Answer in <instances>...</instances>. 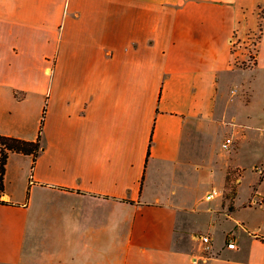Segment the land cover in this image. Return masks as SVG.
Segmentation results:
<instances>
[{"label": "crops", "instance_id": "0c3cea01", "mask_svg": "<svg viewBox=\"0 0 264 264\" xmlns=\"http://www.w3.org/2000/svg\"><path fill=\"white\" fill-rule=\"evenodd\" d=\"M43 119L37 159L8 158L0 264H264V165L242 199L238 157L264 123V0H0V135Z\"/></svg>", "mask_w": 264, "mask_h": 264}, {"label": "rangeland", "instance_id": "374dc122", "mask_svg": "<svg viewBox=\"0 0 264 264\" xmlns=\"http://www.w3.org/2000/svg\"><path fill=\"white\" fill-rule=\"evenodd\" d=\"M260 32H256L255 34L251 35V43L247 45L248 47L243 49L242 51L245 52L248 56V61H242L241 55L239 53L236 54L235 60L236 64L240 67H248L253 65L254 57L256 53V43L259 39ZM234 51H239L238 42L237 40L234 42ZM231 81L236 84L243 85L244 87L251 86V89H254L253 92V102H260L263 97V89L260 87L259 83L255 84V80L253 77L252 71L249 70H236L232 77ZM249 88V87H248ZM238 108H242L245 110L246 103H244L243 99L237 103ZM234 103H220V109H227V111L233 110ZM245 136L241 139V146L238 152V157L241 165L245 167L247 170L245 171L244 178L241 180L239 185L240 195L239 197L242 199L250 198L251 195L256 194L254 187L252 186V182L256 178L257 171L253 169V165H257L258 167H262L264 165V123L259 124L258 129L253 128L252 126L246 125L244 128ZM228 135L235 136L230 130H227ZM225 131H220V139L225 135ZM227 135V134H226ZM225 139V137H224ZM222 171V170H221ZM219 172L218 175L214 178L212 183L220 184L222 182V172ZM208 183L206 184V186ZM235 187V184H234ZM258 193L264 194V184L262 186H257ZM232 189V188H231ZM234 190L229 191L228 195H232L235 193ZM213 202V201H212ZM255 219H259L260 221L264 217V210H258L256 212L251 213ZM264 225V224H263ZM216 239L218 241H224V235L222 234L221 230H217L216 232Z\"/></svg>", "mask_w": 264, "mask_h": 264}, {"label": "trees", "instance_id": "16d2710c", "mask_svg": "<svg viewBox=\"0 0 264 264\" xmlns=\"http://www.w3.org/2000/svg\"><path fill=\"white\" fill-rule=\"evenodd\" d=\"M46 109V108H45ZM43 122L42 120L39 135L35 140H26L14 136L9 135H0V148H1V156H0V201L6 203L4 200L5 194V173L6 167L8 163V158L11 152H19L24 154L33 155L34 161L37 159L39 153L42 150V130H43Z\"/></svg>", "mask_w": 264, "mask_h": 264}, {"label": "built area", "instance_id": "2783aa9c", "mask_svg": "<svg viewBox=\"0 0 264 264\" xmlns=\"http://www.w3.org/2000/svg\"><path fill=\"white\" fill-rule=\"evenodd\" d=\"M232 143H233V139L231 137H228L224 141L223 146H224V148H230ZM218 194H220V191L217 190V189H214V190H212L211 193L208 194L207 198H212V197H214V196H216ZM202 239L206 243H210L211 242V238H210L209 235L202 236ZM227 245H228L229 248H236L237 247V244H236L235 240H230Z\"/></svg>", "mask_w": 264, "mask_h": 264}]
</instances>
